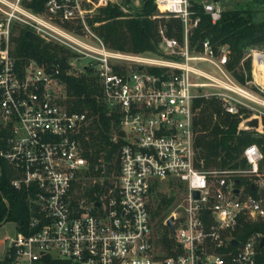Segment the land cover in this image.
<instances>
[{"label":"built area","instance_id":"2783aa9c","mask_svg":"<svg viewBox=\"0 0 264 264\" xmlns=\"http://www.w3.org/2000/svg\"><path fill=\"white\" fill-rule=\"evenodd\" d=\"M108 1L123 0H0V124L7 132L0 157L13 171L11 186L26 191L30 213L6 242L9 264H264V230H247L264 228L262 143L243 147L245 166L204 169L193 127L194 101L208 97L264 135V49L250 47L242 57L252 64L241 82L227 44L190 43L200 20L190 0H156L161 12L152 17L179 18L183 30L179 39L160 27L157 55L110 48L88 22ZM202 8L213 23L220 19V1L204 0ZM19 27L67 49L68 72H92L106 113L116 116L117 166L95 198L76 185L87 168L80 138L87 115L63 103L57 63L14 67L9 50ZM164 180L181 184L183 197L159 233L151 204Z\"/></svg>","mask_w":264,"mask_h":264},{"label":"trees","instance_id":"16d2710c","mask_svg":"<svg viewBox=\"0 0 264 264\" xmlns=\"http://www.w3.org/2000/svg\"><path fill=\"white\" fill-rule=\"evenodd\" d=\"M190 2L192 18L200 17L189 33L190 43L197 49H200L205 38L215 46L227 44L231 48L229 67L233 69L235 77L241 82H244L246 76L251 77V58L246 57L243 62L241 59L250 47L264 48V16L256 18L262 12L264 0H243L247 3L246 6L223 7L220 19L214 23L210 15L203 12L201 1ZM129 3L131 4V0ZM134 8L139 7H129L124 4V0L122 3L108 1L95 9L88 22L110 48L139 54L159 53L160 27L170 36L182 38L183 30L179 18L152 17L156 13L155 0H148L139 11ZM9 51L18 71L27 61L38 65L57 63L60 67L58 77L64 84L63 103L70 110L84 111L88 118L80 137L87 168L76 185L84 195L95 198L96 193L102 189L105 177L111 170L115 171L120 139L112 138L117 133L116 116L106 113L94 75L88 69L75 74L68 72L69 51L59 44L43 40L26 27H19L12 34ZM194 110L196 159L198 165L200 160L203 161L201 167L204 169L245 166L246 160L240 158V154L243 147L252 142L262 143L264 154V135H255L252 129L242 127L241 116L232 115L222 109L219 100L197 98L194 101ZM6 134V129L0 124V146L3 145ZM12 174L10 165L0 157V223L12 220L15 225H25L30 217L26 191L11 186L9 179ZM173 200V196L154 194L151 209L161 225L162 218ZM255 229L264 230L263 227L247 228L248 232ZM163 241L168 245L171 243L169 239L164 238ZM0 264H9L6 255L0 258Z\"/></svg>","mask_w":264,"mask_h":264},{"label":"rangeland","instance_id":"374dc122","mask_svg":"<svg viewBox=\"0 0 264 264\" xmlns=\"http://www.w3.org/2000/svg\"><path fill=\"white\" fill-rule=\"evenodd\" d=\"M197 1H201L204 2V0H197ZM143 0H131V4L135 7H139L141 6ZM156 2V0H155ZM221 4L223 7L225 8H236L239 6H246L245 2H243V0H220ZM256 7V6H252ZM261 13H258V15L256 16V18H262L264 16V4L263 6H261ZM156 13H160V9L157 6L156 3ZM165 17V16H162ZM167 18V17H166ZM258 48V47H257ZM264 49V48H262ZM182 185L175 183L174 181H168V180H164L161 181L160 183H158V185H156L155 188V192L154 193H162L164 195H166L167 197L169 196H173L174 200L172 201V203L170 204V206L168 207V211L166 214H168L171 211V208L174 207L175 204H177L178 202L182 201V197H183V192H182ZM165 216V215H164ZM163 219V218H162ZM154 222L157 225V231L159 233H161L162 231H167V228L165 225H161L160 221H157V218H154ZM15 223L12 220H6L0 223V257L2 255L3 249L6 245V242H8L12 237H14L15 235Z\"/></svg>","mask_w":264,"mask_h":264},{"label":"water","instance_id":"95a60500","mask_svg":"<svg viewBox=\"0 0 264 264\" xmlns=\"http://www.w3.org/2000/svg\"><path fill=\"white\" fill-rule=\"evenodd\" d=\"M147 1H148V0H145V1L141 4V6H139V8H134V9L137 10V11L141 10L142 7H143V5H144ZM214 1H220V0H214ZM124 4L127 5V6H129V7L132 6V5L129 3V0H124ZM248 124H249V125L256 126V124H257V118H256V119H252L251 121H248ZM105 166H106V164H104V167H105ZM239 181H240L239 179H236V182H237V183H239ZM103 183H104V184H107L106 180H104ZM251 187H253V185H251ZM234 190L238 191L237 188H235ZM95 203L97 204L98 202L96 201ZM167 224H168L171 228H173V225H172V217H171V216L168 217V219H167ZM232 242H233V243H236V240L234 239V240H232ZM263 243H264V237H262V240H261V244H263ZM5 252H6V246H5L4 249H3L2 255H1V257H0L1 259L4 257Z\"/></svg>","mask_w":264,"mask_h":264}]
</instances>
